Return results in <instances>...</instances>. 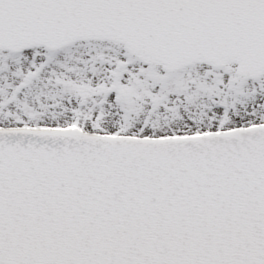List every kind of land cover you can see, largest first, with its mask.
I'll use <instances>...</instances> for the list:
<instances>
[{
  "label": "snow or ice",
  "instance_id": "snow-or-ice-1",
  "mask_svg": "<svg viewBox=\"0 0 264 264\" xmlns=\"http://www.w3.org/2000/svg\"><path fill=\"white\" fill-rule=\"evenodd\" d=\"M0 264H264V0H0Z\"/></svg>",
  "mask_w": 264,
  "mask_h": 264
}]
</instances>
